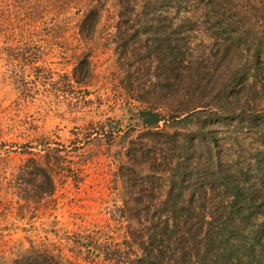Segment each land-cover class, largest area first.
<instances>
[{
  "label": "rangeland",
  "instance_id": "rangeland-1",
  "mask_svg": "<svg viewBox=\"0 0 264 264\" xmlns=\"http://www.w3.org/2000/svg\"><path fill=\"white\" fill-rule=\"evenodd\" d=\"M124 1L0 0V264L39 248L65 264H110L96 244L133 240L140 255L168 221L180 262L186 244V264H264V0ZM144 108L178 136L153 140ZM184 146L206 182L191 186V173L175 186L186 200L169 219L168 170ZM228 175L237 201L215 179ZM220 224L227 262L209 244Z\"/></svg>",
  "mask_w": 264,
  "mask_h": 264
},
{
  "label": "trees",
  "instance_id": "trees-1",
  "mask_svg": "<svg viewBox=\"0 0 264 264\" xmlns=\"http://www.w3.org/2000/svg\"><path fill=\"white\" fill-rule=\"evenodd\" d=\"M125 3V4H124ZM121 7L124 8V10H127L128 3L123 0V3L120 2ZM153 5V4H152ZM100 6L97 4H93L92 6H89L84 10L83 16L80 20V29L82 32H86L89 29L93 28L96 21V16L99 13ZM154 10V9H153ZM127 12H123L120 14V18L123 19V21L120 24V26L126 27L127 21L124 20L127 17ZM141 26H139V29L136 31L137 33H140ZM206 106V105H203ZM197 112H194L193 114H187L183 118L182 115H174L176 118L175 123L178 125L187 123L192 121V118L196 115ZM138 117L140 120V123L142 126L147 129V132L151 135L153 140L157 141H167L170 139H173V136H178V132H171L168 130L170 128L169 120L166 118L164 114L161 112L153 109V108H144L140 110L138 113ZM178 127V126H176ZM180 128H183L180 126ZM188 141V139H187ZM126 147V153L135 154V148L132 146H123V149ZM184 150H181L179 154V160L177 163L170 165L169 173L170 176L167 178V181L170 182V185L168 186L167 195H166V203H167V215L166 218L171 219L174 217L176 212L179 210L178 205L179 201L186 200L183 192L176 190L174 187L180 185L183 179L188 177L191 173H193L192 176L196 177V180L194 183H191L190 185L193 187H197L198 185L202 186L205 184L206 181L199 180L197 177V173L201 171V162H195L196 166L194 171L190 170V165H187L185 163L189 162L185 160L188 156L187 153L189 151L187 150V147L184 146ZM125 151V150H124ZM125 153V152H124ZM198 161V160H197ZM206 171V170H204ZM214 178L216 176H213ZM220 181L222 184V189H230L232 191V196L234 201H237L241 197V188L238 187L237 184H232L234 182L235 177L232 175L225 176L224 178H215ZM224 225L220 224L218 228L214 227L211 232H209V244L213 246L219 247L218 256H222V260L227 262L229 259V256L231 255L232 248L228 247V240H225L223 237V231L225 230ZM88 236V235H87ZM178 231L176 226H171L170 221L164 223V224H156L155 228L149 235L148 240H144L142 243L143 246L141 247V254L137 253L135 251V246L137 242H134L133 240H125V244L127 245V248L124 250H121L120 248H113L111 249L107 245H103L102 243L96 244L98 246L100 257H103V259L107 263H112L115 261V258L117 256H128L129 262H122L124 264H173L174 261L177 262V264H186L187 262H184L185 259L190 256L189 252L186 250H189L190 248L184 244L183 246V252H184V258L182 259V262L179 261V257L177 256V251L175 252V249H177V238ZM89 239V238H88ZM73 243L76 247L80 248L78 251L84 247V242L78 239L73 240ZM187 243V242H185ZM261 245V250L264 252V243L259 242ZM208 244V245H209ZM139 245V244H138ZM255 244H252L251 247H254ZM249 248H247L248 251ZM73 251H77L73 249ZM77 251V252H78ZM246 251V252H247ZM229 252V253H228ZM245 252V254H246ZM133 255H138L136 259L132 258ZM247 257V264L249 261L248 255ZM256 258V257H255ZM61 254H51L49 250L46 249H36L32 254L23 257L21 259H15L13 261V264H65L63 263ZM121 262V260L119 261ZM197 264H222L220 263V259L215 258L210 262H205V257L200 259Z\"/></svg>",
  "mask_w": 264,
  "mask_h": 264
}]
</instances>
